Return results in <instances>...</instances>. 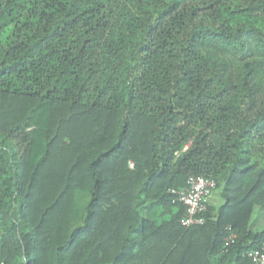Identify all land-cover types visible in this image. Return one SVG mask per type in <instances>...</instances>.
I'll use <instances>...</instances> for the list:
<instances>
[{
    "label": "trees",
    "instance_id": "16d2710c",
    "mask_svg": "<svg viewBox=\"0 0 264 264\" xmlns=\"http://www.w3.org/2000/svg\"><path fill=\"white\" fill-rule=\"evenodd\" d=\"M256 206L264 0H0L3 264H253Z\"/></svg>",
    "mask_w": 264,
    "mask_h": 264
},
{
    "label": "built area",
    "instance_id": "2783aa9c",
    "mask_svg": "<svg viewBox=\"0 0 264 264\" xmlns=\"http://www.w3.org/2000/svg\"><path fill=\"white\" fill-rule=\"evenodd\" d=\"M215 190L216 181L202 175L191 176L188 187L172 190L175 200L182 202L186 207L185 216L181 220L184 226L204 223L205 218L200 213L207 209L208 200ZM248 255L253 264H264V243L260 248L251 250ZM0 264H3L1 259Z\"/></svg>",
    "mask_w": 264,
    "mask_h": 264
},
{
    "label": "crops",
    "instance_id": "0c3cea01",
    "mask_svg": "<svg viewBox=\"0 0 264 264\" xmlns=\"http://www.w3.org/2000/svg\"><path fill=\"white\" fill-rule=\"evenodd\" d=\"M208 203L212 206H219L223 203V198L220 195L219 190H215L208 200ZM250 224L254 230H260L264 228V207L256 206Z\"/></svg>",
    "mask_w": 264,
    "mask_h": 264
}]
</instances>
